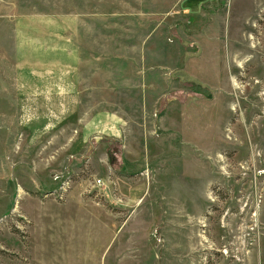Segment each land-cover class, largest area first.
Returning <instances> with one entry per match:
<instances>
[{"label":"rangeland","instance_id":"1","mask_svg":"<svg viewBox=\"0 0 264 264\" xmlns=\"http://www.w3.org/2000/svg\"><path fill=\"white\" fill-rule=\"evenodd\" d=\"M0 264H264V0H0Z\"/></svg>","mask_w":264,"mask_h":264},{"label":"crops","instance_id":"2","mask_svg":"<svg viewBox=\"0 0 264 264\" xmlns=\"http://www.w3.org/2000/svg\"><path fill=\"white\" fill-rule=\"evenodd\" d=\"M71 196H73V195H71Z\"/></svg>","mask_w":264,"mask_h":264},{"label":"bare ground","instance_id":"3","mask_svg":"<svg viewBox=\"0 0 264 264\" xmlns=\"http://www.w3.org/2000/svg\"><path fill=\"white\" fill-rule=\"evenodd\" d=\"M236 87V86H235Z\"/></svg>","mask_w":264,"mask_h":264}]
</instances>
